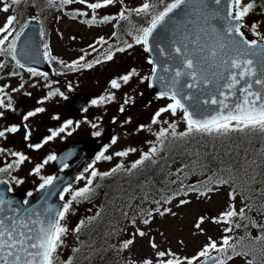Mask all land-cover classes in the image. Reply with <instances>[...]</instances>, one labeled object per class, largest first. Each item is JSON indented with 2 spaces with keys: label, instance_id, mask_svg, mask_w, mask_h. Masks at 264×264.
Instances as JSON below:
<instances>
[{
  "label": "snow or ice",
  "instance_id": "snow-or-ice-1",
  "mask_svg": "<svg viewBox=\"0 0 264 264\" xmlns=\"http://www.w3.org/2000/svg\"><path fill=\"white\" fill-rule=\"evenodd\" d=\"M47 2L53 7L57 3L61 7L76 3L85 6L91 10V16L83 22L90 25L105 24L116 19L130 22L132 15L143 21L139 25L130 22L135 44L144 46L146 52L158 53L161 58L149 59V64L153 65L151 75L142 77L141 82L149 80L151 81L149 86L158 85L160 89L158 98L171 101L154 113L151 123H161V117L165 113L176 116L179 112L182 114L181 119L186 123L187 129L185 132L177 134L175 123L169 124L167 128H161L156 134L160 147L153 146L149 152L144 153L141 159L132 164V169L143 165L145 161L150 160L153 155L162 150L164 140L169 135L173 138H184L193 134L222 136L228 135L232 131L246 130L264 133V43H262L264 42V33L258 31V24L253 23L249 26L244 22L256 6V0H170V2L169 0H145L139 6L131 9L124 6L125 0H91V2L89 0H47ZM19 3L21 0H10V3H3L0 11L7 13L12 5ZM117 4L121 6L122 10L116 15H103L97 19L99 10ZM70 15L73 19L80 16L88 17L89 12L76 9ZM32 19L35 20L37 17H32ZM16 21L17 16L11 15L7 17L4 25L0 26V57L8 55L18 67L26 68L32 76H42L47 80V72H40L35 67H26V63H22L17 58L18 55H22L25 61L38 62L35 55L29 51L33 47L30 40L25 41L24 51L18 53V44L21 37L25 35L29 24L25 23L20 31H15L13 24ZM245 27H249L258 39L249 40L245 32L242 31ZM40 35H44L43 31L40 32ZM10 37L11 39H9ZM98 43L105 44L107 41L101 38ZM89 47L93 51L97 50L94 45ZM126 47L132 48L133 44L127 43ZM43 49V56L50 63L56 59L51 56L46 43L43 44ZM116 51L124 52L125 48H117ZM89 54L85 53V55ZM113 56L114 53L109 51L103 59L111 61ZM83 59L82 56L70 64L63 60H60L59 63L69 71H77L81 68L91 69L95 64L103 62L101 59H96L93 62L82 64L80 61ZM2 67L4 65L0 63V68ZM11 75H19V73L13 72ZM134 76H139L135 68L127 74L112 79L110 86L112 89H120L122 83L128 84ZM20 87L22 88L23 85ZM68 87L71 90V84ZM197 90L204 92L207 98L197 95ZM13 91H19V89H13ZM57 95L68 99L58 89L50 91L44 99ZM112 99H114V94H109L93 99L91 104L100 105ZM11 100L12 97L7 93L5 87H0V108L16 111ZM43 102L44 100L38 101V103ZM127 102L128 99L125 100V103ZM212 106L215 108L213 109ZM120 110L124 111L123 107ZM44 111L43 107L36 108L34 111H29L23 119L27 121L30 117ZM83 111L86 112L87 108H84ZM3 117L4 112L0 111V118ZM54 119H59V117L56 116ZM72 123L73 121L69 120L57 131H51V135L44 143L65 132ZM164 123L168 122L164 121ZM24 127L27 128V125L25 124ZM92 127L95 128L97 125L93 124ZM146 127V125H140L139 130ZM19 131L20 127L16 125L5 127L0 130V138H6L7 134ZM93 135L100 136L101 132L96 131ZM30 136L31 131H26L25 140ZM116 142V138H113L112 144ZM29 147L38 149L42 145L30 144ZM5 151V148L0 147V153H5ZM107 151L108 147H105L95 159L97 161L111 160L112 156L105 155ZM135 151V148H129L116 152L115 156L126 157L130 152ZM8 154L17 157V159L13 163H7L6 166L0 167V174L10 173L13 168H18L29 159L20 152H9ZM56 159L57 157L54 155L48 156L41 164L36 165L34 173L39 175L44 165ZM68 166L67 163H63V168ZM197 167L204 169L206 166L193 161L192 168ZM242 167L237 169V172L241 171ZM85 171L88 169L86 168ZM116 171L117 168H113L109 173H98L92 170L87 185L76 190L71 184L67 187L56 185L58 180L56 176H41L42 183L39 184L37 191L42 193V202L47 204L50 196L59 191V199L65 201L60 208L48 204L47 207L40 210L30 206L29 198L34 197L32 191L27 192L22 201H17L5 197L6 192L13 191L11 188H0V264H59L58 251L63 246L62 238L69 231L66 224L62 222L66 221L72 209V202L88 199L91 196L94 191L92 187L94 178L108 176ZM182 171L183 169L178 170V172ZM11 179L15 180L16 178L11 177ZM81 179H84L82 174L77 177V180ZM9 182L7 179H0V185H8ZM16 182L22 183L18 180ZM223 185L232 186L230 199L235 200V178L230 169L227 170L226 176L214 173L206 181L201 182L199 188L193 184L188 186V190L197 192L201 196H207L209 193L218 191L219 187ZM201 188L204 190L201 191ZM65 194L70 196V199L66 200ZM181 203H188V201L181 200ZM250 210L251 206L247 204L239 210L234 204H229L220 216L212 218V222L229 225L224 228V232L232 233L234 228L241 227L240 223L235 222L236 218L248 221L253 227L260 230L255 236L251 232L246 233L251 243L264 245V224H258L254 219H250L247 216V211ZM135 223L136 221L133 220L132 224ZM143 223L148 224L150 221L144 219ZM203 223L204 217H200L195 228L203 231L201 228ZM248 223L244 224V227L247 228ZM84 224V221H80L73 231L79 233ZM137 234L143 237L145 232L137 230L133 236ZM233 239L231 235H224L218 243L209 237L208 243L191 257H180L171 250L157 251L156 264H227V261L235 256L247 257L252 254L247 248L233 243ZM150 243L154 250L158 248L154 241ZM180 243L183 244V241ZM133 244L134 239L130 238L122 241L119 245H112V248L117 251L127 250ZM75 251H79V249H75ZM260 251L264 257V248H261ZM66 264H72V261L69 260ZM141 264H153V260L146 258ZM246 264H255V258L246 260Z\"/></svg>",
  "mask_w": 264,
  "mask_h": 264
},
{
  "label": "rangeland",
  "instance_id": "rangeland-1",
  "mask_svg": "<svg viewBox=\"0 0 264 264\" xmlns=\"http://www.w3.org/2000/svg\"><path fill=\"white\" fill-rule=\"evenodd\" d=\"M24 2L19 3L18 5H12L10 7L9 12L5 13L0 11V26H3L6 22L8 16L15 15L17 16V21L14 22L13 28L15 31H20L21 26L32 17H37L38 20H42V14L44 13V8L48 4L47 0H23ZM40 2V3H39ZM91 2V0H89ZM145 2V0H125L124 6L131 9L139 6L141 3ZM3 3H10V0H0V7H2ZM42 4V5H39ZM45 4V5H43ZM57 5H59L57 3ZM66 9L76 10L80 9L82 11H88V17H77L75 20L65 15L64 9L57 10L58 16L60 20L56 23L59 24V28H64L65 33L68 30L69 35L56 37V41L54 42L55 52L58 56L62 54L67 57H71L73 54L71 53V48L74 46L72 43H79V39H73L71 34H76L77 31H80L81 36L90 35V38L96 33H100L103 31V27L106 24H102V28L97 26L96 24H88L85 25L81 19H89L91 16V10L87 9L85 6H82L78 3L73 4L71 6H64ZM121 9V6L117 4L116 6H110L106 9L99 10V15L97 19H100L103 15H116ZM24 12V16L21 15V12ZM134 15L131 16V20L134 21ZM27 19V21H25ZM141 19H136L134 23H138ZM112 24H116L118 19L111 21ZM245 24L251 25L253 23L258 24V31L264 33V0H256V6L253 11L245 18ZM17 24V25H16ZM92 26V27H90ZM90 27V28H89ZM243 31L250 39H256L253 32L249 27L243 28ZM114 35V34H110ZM115 36V35H114ZM116 37V36H115ZM11 39V37L9 38ZM120 43L117 42V48H125L124 52H116L111 61L104 60V56L100 57L103 62L100 64H95L93 68H81L77 71H69L65 69L60 63V58L64 60L63 57H58L55 62V72L48 73V78L45 80L42 76H32L27 70H14L9 64L10 56L5 55L0 57V63L4 65V67L0 68V86L8 84L10 87L17 88L20 85H23L21 88L19 98H35L36 101L33 105H30V109H36L37 104L38 107H43L45 111L51 109L54 105L58 106L60 101L56 98L57 96H53L48 99H44L47 97L50 91L55 90L56 88H61L62 91L65 86L68 87L71 84V92L74 95L77 91L86 92L88 90L93 91V95L91 96V101L94 99V96L99 98L101 96H105V94H114V99L111 101H106L105 103L97 106L99 109L103 111H110L113 107H120L119 103L123 105L125 102L124 99L127 95L130 96L133 101H135L139 95H141L144 90L147 89L148 84L147 80L141 82V78L148 76V72L150 71L151 65L148 61V54L144 50V46L135 44V40L128 33L122 34L120 33ZM45 43L51 47V42L48 38H45ZM127 43H132V48H127ZM50 50V49H49ZM133 53V61L126 54ZM82 54V53H81ZM79 54L78 57L81 55ZM125 61L121 64V61ZM117 63L120 64L124 69L119 70L116 69ZM109 67V71L107 72V77L104 74V71ZM58 68L61 72L65 74H58ZM135 68L139 76H134L128 84H123L120 89H112L110 86V81L114 78H118L124 74H127L131 69ZM20 69V68H19ZM19 73V75H11V73L15 72ZM39 71V70H38ZM98 71V73H95ZM110 74V75H109ZM92 76V77H90ZM46 82L45 85H41V83ZM55 83L54 85L51 83ZM66 84V85H65ZM49 85H51L49 87ZM44 86L47 87L45 92ZM69 88V87H68ZM30 93V95H28ZM44 100L43 103H38V101ZM171 101L167 99H160L158 96H155L152 100H150L146 105L142 107L140 105L137 107L135 111L130 113L128 116L123 118L121 122L118 123L116 127V143L109 144L108 151L105 155L112 156L111 160H100L95 161L89 172L84 175V179L77 180L73 185V189H80L87 185V180L90 178V174L92 170L97 171L98 173H109L113 168H117L116 172H112V178L105 180L104 176H97L93 179L92 187L94 189L93 193L88 199L73 201L72 209L67 216L65 223L67 228L69 229L68 233L62 238L63 246L58 251V261L59 264H66L67 261L71 260L72 264H107L103 263L102 259L108 255H105L108 251L102 247L100 250L99 246H102V242L98 243V240H107V242L111 238L118 237L120 241H124L130 238L134 239V244L130 246L129 250L131 253V257L133 255L139 256V263L146 259L150 258L153 260V264H156L157 257L156 252L161 250H171L175 252L180 257H191L195 255L206 243H208V238L211 237L212 240L217 241L218 243L221 241V238L224 235L232 234L233 243H235L236 239H238V235L242 234V230L239 228H234L232 233H225L224 228L229 225L226 224H216L212 222L213 217H218L222 212H224L229 206V200L225 199L226 190L223 187H219L218 191L213 193H209L207 196H201L198 193H190L184 194L181 192H177L176 196L173 199V208L170 209L169 213L165 214H153L151 218L152 221L148 224H144V219L149 218V214L155 212V208L157 206H162V203L159 201L157 204H137L135 207L132 204V201H137L138 199L131 198L126 201H129L126 205L121 201L119 209L123 211L121 214H116L111 216L110 218L104 215V206L105 202L97 201L103 195L101 190H110L109 185L104 186L106 183L117 184L123 179H127V177L135 172L136 169H132V164L142 158V153L145 151V146L149 144L148 151L155 146L157 148L160 147V142L157 139V133L161 128H167L169 124H176V132L177 134L181 133L182 127L185 126L187 128L186 123L181 119L182 114L177 113L176 116H172L170 113H165L161 117V123L152 124V118L154 113L161 107H164L166 104ZM44 111V112H45ZM43 112V113H44ZM38 115V113H37ZM35 117V116H34ZM23 120V118L19 119ZM110 119L107 118L103 122L102 126H106ZM167 121L168 123H164ZM5 122H0V129ZM140 125H146L147 127L143 130H139ZM44 128V127H43ZM103 131V130H102ZM249 133H259L258 131L248 130ZM263 138V135H258ZM70 140L67 137V140ZM178 138H173L169 135L167 139L164 140L163 149L160 150L157 154L153 155V157L149 160L156 162V159H159L165 152L172 142H176ZM8 138H1L3 143L8 144ZM65 141V142H66ZM11 142V141H10ZM57 145V143H55ZM54 144V145H55ZM13 147L12 144H9ZM14 148V147H13ZM59 148V147H58ZM57 148V149H58ZM129 148H135V152H130L126 157H117L115 156L116 152L125 151ZM264 150V146L262 148ZM56 151V149H53ZM57 152V151H56ZM146 152V153H147ZM3 154H6L3 153ZM26 155L29 159L24 161L18 168H14L12 173L8 174V177H15L16 179L13 181H22V183H17V188H20L29 183L35 184L37 182V178L39 175L34 173V168L36 165L41 164L45 159H47V155L45 157L42 154L32 153L30 155ZM6 155H3L2 159L5 161ZM257 158V157H256ZM254 163L260 167L262 165L261 161L255 160ZM49 162L44 165L43 172L50 173L49 171H45L48 167ZM119 166V167H118ZM113 167V168H112ZM131 169V171H129ZM147 168L137 171L136 174H145ZM254 175L258 173L257 169L251 170ZM46 173V174H47ZM149 177L145 178V181H148ZM180 180H177L179 183ZM177 189H180L179 185ZM258 195L257 198H250L248 200H244L245 202L240 204L242 201L239 196L237 197V203L235 207L239 210L241 207H244L245 204L251 206V210L247 211V216L251 215L256 223L264 224V187L257 189ZM223 195V196H222ZM181 200H186L188 203H181ZM251 200H259V209L257 202L254 203H246V201ZM116 204H119L118 201ZM239 205V206H238ZM241 205V207H240ZM154 206V207H153ZM118 208V206H117ZM116 208V209H117ZM154 208V209H151ZM149 209H151L149 211ZM127 211L133 213L130 215ZM127 213V215H125ZM164 213V210H163ZM100 216V218H98ZM200 217H204V223L201 225L203 231H200L195 228L196 223L198 222ZM115 218H121V226L122 229H118L116 223H112V228H108L104 230V232L100 233L102 237L96 238L97 236L94 230V224L96 221L102 222L104 221H112ZM134 219H137L139 227L133 228V226H128L126 221L132 222ZM150 219V220H151ZM239 218L235 219L236 223H240L241 225L244 223H248V221L240 220ZM80 221H84V227L81 228L79 233L73 231L76 228ZM251 234L253 236L257 235L255 228L253 226L250 227ZM121 230V232H118ZM137 230H141L145 232L143 237H140L138 234L133 236L134 233H137ZM109 237V238H108ZM152 237V239L150 238ZM151 241H154L157 245V249H153L151 247ZM183 241V244L180 243ZM113 244H117L112 241ZM251 243V241H248ZM262 248L264 245L260 244ZM253 246V245H249ZM75 249H79V251H75ZM246 260H252L251 257L247 256H235L233 259L227 261V264H246ZM131 264H133V259H130ZM112 264V263H109ZM135 264V263H134ZM255 264H257V260H255Z\"/></svg>",
  "mask_w": 264,
  "mask_h": 264
},
{
  "label": "trees",
  "instance_id": "trees-1",
  "mask_svg": "<svg viewBox=\"0 0 264 264\" xmlns=\"http://www.w3.org/2000/svg\"><path fill=\"white\" fill-rule=\"evenodd\" d=\"M22 2L24 1L22 0ZM57 6L58 5L55 7ZM49 7L50 5L47 4L45 8ZM21 15L24 16L23 11L21 12ZM133 18L134 21L130 19L131 24L139 25L143 23L142 20H140L138 23H134L136 19L140 18L136 17L135 15ZM25 21H27V19ZM130 22L121 21L118 19V22L114 24L116 29L112 32V34L115 33V36L118 39L120 38V33L123 35L128 33L134 37V33L131 31ZM186 129L187 128L183 126L181 133L185 132ZM263 134L264 133L260 132L249 133L248 130H246L242 132L232 131L228 135L222 136L193 134L184 138H178L176 142H172L170 144L165 154H163L159 159H156V162H145L135 172L131 173L127 179H123L117 184L110 183V190L107 192L114 193V187L116 190V197L120 200L118 201L119 204H116L117 201H105L104 215L110 218L113 215L123 213V211L119 209L121 201L126 205L129 202L126 200L131 198L138 199L137 201H132L134 207L140 203L154 205L157 204L156 202L160 201L162 206H157V208H155V212L149 215L148 220L151 222L153 214L156 215L163 213V210V214L169 213L170 209L173 208V199L177 197V192L182 190V193L184 194L182 197H184L186 194L194 193L193 191L188 190L189 185L194 184L199 188L200 183L206 181L208 177H211L214 173H219L226 176L227 170L229 169L232 171L235 178L236 196H239L240 200L242 201L240 204L244 203V200H248L250 198L258 199L259 197L257 196L260 195V193H258L257 189L264 187V150L262 149L264 146V136L263 138L258 136ZM148 147L149 144L145 146V151L142 153V156L148 151ZM255 160L261 161L262 165L258 167V165L254 163ZM193 161H197L198 164H203L206 167L204 169L199 167L193 169ZM185 165H188V167H185ZM241 166H243L242 170L237 172V169H241ZM145 168H147L145 174H136L137 171L143 170ZM180 169H183V171L178 172ZM255 169L258 171L256 175H254L251 171ZM147 176L149 177L147 182L148 188L143 189L140 185ZM177 180H180V182L177 183ZM173 181H175V183H173ZM178 185L181 187L180 189H177ZM220 187H225L226 190L228 189V193L225 194V199L229 200V204L235 205L237 203V197L235 200L230 199L232 186L223 185ZM203 190L204 189L201 188V191ZM251 202L254 204L257 202L258 207L256 209H259V200L246 201V203L249 204ZM151 209H149V211ZM127 212L130 215H133V213L130 211ZM248 217L253 219L251 215ZM98 218H100V216ZM120 220L121 218H115V220L110 222L104 220L102 222L96 221L93 227L94 230L98 232L95 235L97 236L96 238L98 239L99 237H102L100 233L104 232V230L112 228L111 224L113 222L116 223L118 229H122ZM134 220L136 221L135 224H132V222L126 220L125 222L128 226L132 225L133 228H136V226L139 227L140 224H138L137 219ZM244 224H242L240 227L242 234L238 235L239 238L236 239L235 243H237L240 247L247 248L249 251H251L252 254L249 255V257H251V259L255 258V260H257V264H264V257H262L260 251L262 246L260 244L254 245L252 243H248L250 239L247 237L246 233L251 230L250 227L252 224L248 223L247 228L244 227ZM255 231L258 234L260 230L255 229ZM118 232H121V230H118ZM230 235L232 236V234ZM150 238L152 239V237ZM115 240L117 242L116 245L121 243L118 237H115ZM115 240L111 237L108 242L105 239L98 240V243L102 242V246L99 247H104L108 251L105 254L108 256L104 257L102 262L107 264H131L130 259H133V262L138 264V256L136 254L130 258L132 252L129 250L121 249L117 251L116 249L112 248V245H114L112 241L115 242Z\"/></svg>",
  "mask_w": 264,
  "mask_h": 264
},
{
  "label": "flooded vegetation",
  "instance_id": "flooded-vegetation-1",
  "mask_svg": "<svg viewBox=\"0 0 264 264\" xmlns=\"http://www.w3.org/2000/svg\"><path fill=\"white\" fill-rule=\"evenodd\" d=\"M44 9L45 11L42 14V20L41 21L38 19H35V20L39 22L41 31H43L44 33V35L42 36V45L45 44V38H48L49 36V39L51 42V47H49L51 56L55 57L56 59L52 60L51 63L48 60L51 66L49 71H45L43 69L40 70L34 66L40 72H47V73L55 72L54 65L58 57H63L64 58L63 61L65 63L70 64L76 60H79L80 57L83 56L84 59L80 61L83 64V63L93 62L94 60L99 59L102 56H105L109 51H111L114 54L118 52L116 51L117 42L120 43V40L114 37V35H110L116 29V27L112 24V22H109V23H105L106 25H104L103 28H102V24L97 23L96 25L102 28L103 31L100 33L94 34L92 38H90V35L82 37L80 31H77L76 34H71L73 37H75V39L80 40L79 43H76V44L72 43L74 46L71 48L70 51L73 55L71 57L64 56L63 54L61 56H58L55 52L56 49L54 46L56 37L69 35V32H71V30H68L67 33H65L64 28L63 27L59 28V24H56L60 20L57 10H62V9L66 10L64 12L65 15L70 17L71 19L73 18L70 15V13L73 10L66 9L64 6L61 7L60 5H58L57 7L50 6L49 8H44ZM30 19L32 20V18ZM81 20L83 22L84 20H87V19H81ZM84 24L88 25L87 23H84ZM101 38L107 41V43L105 44L98 43V41ZM90 45H94L97 50L93 51V49L89 47ZM85 53H90V54L85 55ZM79 54L81 55L78 57ZM147 54H148V61H149L150 59L149 53L147 52ZM126 55H128L131 61H133V56H132L133 53H131L130 55L129 54H126ZM60 60L62 59L60 58ZM120 61H121V64L125 62L123 60H120ZM8 64L16 71L26 70V68L18 67L16 62L12 60V58H10V60L8 61ZM106 68L107 69L104 71V74L107 77V72L109 71V67L107 66ZM151 68H152V65L149 69L150 71L148 72V76H150ZM116 69L123 70L124 68L120 64L117 63ZM57 73L65 74L61 72L59 68H58ZM95 73H98V71H95ZM45 83L46 82L42 81L41 85H45ZM51 83L53 85L55 84L53 82ZM147 84L149 87V80H147ZM0 87H5V90L7 91V93L12 97L11 103L13 104V107L16 109V111H11L8 109L0 108V111L4 112V117L0 118V122H5V124L2 125V128L0 130H2L5 127H10L13 125L20 127L19 132L14 133V134L9 133L6 135V137L8 138L7 140L8 144L3 143L0 138V147H3L6 149L5 151L6 154L0 153V167L6 166L7 163H13L17 159V157H13L9 155L8 154L9 152H20V153L28 154V155L32 153H36L39 155L42 154L43 157L52 154L58 157L61 152H63L70 145L78 141H90L93 139H97L100 142L102 140V137L107 133L108 129L110 128L112 137L101 148V151H103L105 147H107L109 144L112 143V140L115 137V133H116L115 126H117L118 123L123 120V118H125L130 113L135 111V109H132L130 112H128L121 118H119L120 114L126 110L131 109L132 105L136 101H138L145 94V91L148 89L147 87V89L144 90V92L141 95H139V97L135 101H133L134 98L132 99L130 97L132 95L131 93L130 96L127 95L124 99V101L128 99L127 103L124 102L123 105L119 103L120 107L118 108L113 107V109H111L110 111H103L97 107L99 105L91 104V96L93 95V91L88 90V93L77 91L73 95L72 92L69 90V88L65 86V88L60 92H63L64 95L68 97V99H64L62 96L57 95L56 99L60 101V104L58 106L54 105L48 111H45L44 113H38V115H36L35 117H30L29 120L27 121H24V119L19 121V119L23 118L29 111H34V109H30V105H33L36 99L35 98L20 99L19 98V95H20L19 91L21 90L20 86L15 88L12 86L10 87L8 84H6V85H1ZM13 89H19V91H13ZM46 89L47 87L44 86V90L42 92L44 93ZM56 89L61 90V88H56ZM107 95L109 94L106 93L105 96ZM94 99H98V98L94 96ZM81 102H83L82 106H80ZM121 107H123L124 111L120 110ZM37 108H39L38 104H37ZM84 108H87L86 112L83 111ZM56 116H58L59 119H54V117ZM107 118H109L110 120L108 121L106 126H104L103 128L102 124ZM69 120L73 121V123L71 126H69V128L65 130V132L60 133L58 136L54 137L53 139L48 140L47 143H44L47 137L51 135V131H57L59 128H61L65 124V122ZM25 124L27 125V128L24 127ZM93 124H96L97 127L95 128L92 127ZM26 131H31V136L27 140H25L24 138ZM96 131H100L101 135L100 136L93 135V133H95ZM67 137H69L70 140L68 139L66 141ZM55 143H57V145ZM9 144H12L14 148L10 146ZM30 144L31 145L40 144L42 145V147L38 149L34 147H29ZM53 149H56L57 152L54 151ZM3 155H6L5 161L1 160ZM95 158H93L91 162H89V164L85 167V169L87 168L88 171H85L84 169L83 173H81L83 176L89 172L90 166L96 161ZM56 160L49 161L50 165H48L45 171H49L50 173L43 172V168L41 169V172L37 178L38 180L35 184L29 183L20 188H17V183L8 177L9 173L0 174V179L9 180L11 189L14 191L24 189L27 192L32 191L33 193H35L36 190L38 189L39 184L42 183V180L40 178L41 176L43 177L55 176V174H57L58 171H60L61 169H64L63 165L59 166ZM13 170L14 168L11 170L10 173H12ZM81 174L76 176V178L73 181V184L77 181V177L80 176ZM112 176L113 175L111 174V175L104 176V177H105V180H107V179H111ZM107 185H110V184L109 183L104 184V186H107ZM107 191L108 190L106 189L101 190L103 195L100 197V200L99 198H97V201H108V200L117 201L119 199L116 197V192H115L116 190H114V193H108ZM65 199L66 200L70 199V196L65 194Z\"/></svg>",
  "mask_w": 264,
  "mask_h": 264
},
{
  "label": "water",
  "instance_id": "water-1",
  "mask_svg": "<svg viewBox=\"0 0 264 264\" xmlns=\"http://www.w3.org/2000/svg\"><path fill=\"white\" fill-rule=\"evenodd\" d=\"M28 28L25 30V35L21 37V41L18 44V53L23 52L25 49V41L30 40L32 42L33 47L29 49L36 59L37 63H32L31 61H25L22 55H18V59L21 60L22 63H26L27 67L35 66L37 68L43 69L45 71L50 70V65L47 59L43 56V46H42V36L40 35L41 27L38 21L29 20ZM160 31V29H158ZM250 40V39H249ZM264 43V42H262ZM150 59H160L158 53L149 52ZM153 67V66H152ZM151 75V74H150ZM151 81H149L150 85ZM160 89L159 86H149L145 91V94L132 105V108L122 112L119 116L121 118L132 109H136L142 104H145L148 100L153 98V96L158 95ZM197 95H200L202 98H207V95L204 92H200L197 90ZM83 102L80 103L82 106ZM214 109L215 106H212ZM110 128L107 133L102 137V140L99 142L97 139H93L90 141H78L72 145H70L66 150L61 152L57 157V164L63 165V163H67L69 166L65 168V170L59 171L55 176L58 177L56 181V185L60 187H66L69 185L74 176L80 171L84 170V168L91 162L93 158H95L101 151V148L111 139ZM70 154V155H69ZM67 157V159H65ZM0 188H10V185H0ZM52 191V190H47ZM26 190L22 189L19 191L6 192L5 197L15 199L17 201H22L25 198ZM42 193L40 191H36L34 193V197L30 199V206L35 207L37 209L42 210L47 207L48 204L55 206L56 208H60L63 205L64 201L59 199L60 192L56 191L54 195H51L47 201V204H44L41 200Z\"/></svg>",
  "mask_w": 264,
  "mask_h": 264
}]
</instances>
